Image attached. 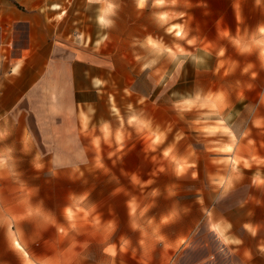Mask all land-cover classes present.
<instances>
[{
  "label": "crops",
  "instance_id": "0c3cea01",
  "mask_svg": "<svg viewBox=\"0 0 264 264\" xmlns=\"http://www.w3.org/2000/svg\"><path fill=\"white\" fill-rule=\"evenodd\" d=\"M12 1L0 0V129L10 130L0 140V152L13 149L9 167L19 175L9 176L7 169L0 173L6 177L0 179V192L14 193L0 197L4 208L0 264H264V217L260 222L252 210L264 209V199L254 194L255 188L264 194V183L255 179L259 176L264 181V66L257 55L256 70V53L241 55L233 45L232 38L238 33L243 36L255 31L254 26L241 30L236 12L242 9L234 5L230 10L234 55H222L218 51L222 45L217 42L210 43L214 52L206 43L190 50L187 44L191 43L182 31L176 34L177 23L169 9L165 49L153 48L146 39L144 44L152 62L160 61L166 69L173 66L170 86L187 72L186 64L196 65L199 76L208 70L205 65L211 58V71H219L221 64H231L230 70L235 67L230 72V95L234 105L244 104L242 111L248 120L242 125L238 112L232 122V128L245 130L232 138L229 157L247 161L246 165L240 163L250 178L246 195L227 199L222 192L213 203L201 193L194 200L173 197L165 215L142 217L136 212L139 200L128 194L129 189L159 192L160 188L143 180H134L128 187L114 178L125 181L139 172L127 170L124 153L111 148L118 145L116 93L119 89L130 92L132 84L127 85L126 75L112 71L108 52L51 38L46 11L17 9ZM22 25L28 27L27 42L15 46L12 36L16 26ZM249 63L254 67L244 73ZM260 72L262 82L258 81ZM252 96L260 97L257 104L250 100ZM25 130L31 134L28 152L23 150ZM37 156L43 165L40 170L33 165ZM64 175L90 176L92 180L85 187L71 188L66 203L57 201L55 195L54 200H46L40 193L61 191L62 185L53 181ZM23 185L33 194L21 191ZM192 204L196 215L189 212ZM114 207H122L123 215H112ZM208 207L231 210L208 217ZM37 208L39 215H29V209ZM239 208L247 210L239 212ZM174 209L178 217L161 225V218ZM161 235L165 238L160 239ZM121 237L130 244L124 245Z\"/></svg>",
  "mask_w": 264,
  "mask_h": 264
},
{
  "label": "rangeland",
  "instance_id": "374dc122",
  "mask_svg": "<svg viewBox=\"0 0 264 264\" xmlns=\"http://www.w3.org/2000/svg\"><path fill=\"white\" fill-rule=\"evenodd\" d=\"M13 1L17 9L46 11L49 16L47 33L51 38L70 41L96 52H108L112 71L121 77L126 75L127 85L132 84L130 92L119 89L116 93L114 121L118 122V127H114V132H117L118 145L112 144L111 148L124 153L123 162L127 170L139 172L137 177L127 176L125 181L123 177L114 178L126 182L128 187L135 183L134 180L138 183L143 180L160 188L156 193L129 189L128 194L139 200L138 215H165L173 197L194 200L201 193L213 203L222 192L224 194L229 184L233 187L228 191L227 199L246 195L245 184L250 178L240 163L246 165L247 161L229 157L234 147L232 138L236 132L242 134L245 130L232 128V122L237 120L238 112L242 125L248 120V114L242 111L244 104L232 103L231 73L224 75L231 64H223L219 71L214 72L210 70L213 60L208 59L205 65L208 70L200 76L195 74L196 65L186 64L187 72L180 75L174 86H170L168 76L173 66L166 69L160 61L152 62L153 58L145 52L144 43L146 39L153 48L165 49L169 9L177 23L176 34L182 31L191 43L187 44L190 50L206 43L214 52L215 48L210 47V43L217 42L222 45L218 51L221 54L225 51L222 55H234L236 52L227 33L234 31L231 8L235 5L242 9V31L251 26L256 29L259 24H264V0ZM108 3L118 6L115 15H105ZM101 18L113 21V25L104 26ZM27 34V25L16 26L12 36L15 46L25 44ZM2 35L7 36L6 33ZM257 55L256 70L259 68ZM258 81L262 82V72ZM195 86L198 87L196 94ZM259 98L252 96L250 100L257 104ZM260 177L262 179V175ZM255 179L261 182L259 176ZM88 180L91 182L92 177H57L53 182L60 183L62 190L40 194L48 201L54 200L55 195L57 201L66 203L70 199L71 188L85 187ZM171 193L175 195L170 196ZM11 194L14 193L0 192V197ZM254 194L256 198L264 199L260 188H255ZM230 210L208 207L206 215L211 217ZM252 210L256 219L262 222L264 209L255 207ZM3 212L4 208L0 207V216ZM189 212L197 214L193 204ZM112 215L122 216V207L112 208Z\"/></svg>",
  "mask_w": 264,
  "mask_h": 264
},
{
  "label": "clouds",
  "instance_id": "9594fccd",
  "mask_svg": "<svg viewBox=\"0 0 264 264\" xmlns=\"http://www.w3.org/2000/svg\"><path fill=\"white\" fill-rule=\"evenodd\" d=\"M258 2V0H257ZM143 4H141V7ZM117 5L114 3H108L106 8L104 9L105 15L112 14L115 15L116 10H117ZM237 20L238 22H243V16L241 14V11L237 14ZM102 23L106 27H111L113 25V21L111 20H104L101 18ZM228 35L230 33L227 31ZM233 45L236 47L238 52L241 55H251L254 52L258 53L259 60L261 61V65L264 66V24H259L258 27L255 29L254 32L252 33H244L243 36H240L238 33L236 37L232 38ZM225 55L224 53H222ZM233 64L236 66L235 62ZM220 67H223V64L220 65ZM254 65L249 63L246 67H244L243 72L248 73L253 69ZM235 67L232 68L231 70L225 71L224 75L227 76L229 75L230 72L234 71ZM218 71V70H217ZM253 77L256 76V73H252ZM85 122V126H86ZM10 135V130L5 128V129H0V140L5 139ZM30 142H31V134L25 130L24 136H23V144H24V151L28 152L30 151ZM12 148H7L3 152H0V173L3 172L4 169L8 170V175L9 176H18L19 174L14 171V168L9 167V161L13 159L12 157ZM40 157L37 156L36 159L33 161V165L36 170H40L43 168V165L39 162ZM6 178L4 175L0 174V179ZM253 184L258 187L256 184L255 180L253 181ZM233 185L229 184L227 188H225L224 195H227L228 191L232 189ZM21 191H26L29 194H33L32 189H28L25 185L21 187ZM154 193L158 192V190H153ZM175 195V193H171L170 196ZM74 196V195H73ZM85 199L87 196L84 197ZM39 209V208H37ZM179 215V212L177 210H173L171 213H169L167 216H164L161 218L160 224L161 225H167L170 222H173ZM167 221V222H165ZM132 228L135 230V226H132ZM165 237L163 235L160 236V239H164ZM121 240L123 241L124 245L130 244V241L124 237H121ZM241 243V241H239ZM140 243H143V240L140 241ZM115 247V245L113 246ZM122 250L126 251V248H123Z\"/></svg>",
  "mask_w": 264,
  "mask_h": 264
},
{
  "label": "snow or ice",
  "instance_id": "6c2138e0",
  "mask_svg": "<svg viewBox=\"0 0 264 264\" xmlns=\"http://www.w3.org/2000/svg\"><path fill=\"white\" fill-rule=\"evenodd\" d=\"M228 151H230V149ZM261 183H264V181H261ZM33 214L39 215L40 214L39 209H29V215H33Z\"/></svg>",
  "mask_w": 264,
  "mask_h": 264
}]
</instances>
